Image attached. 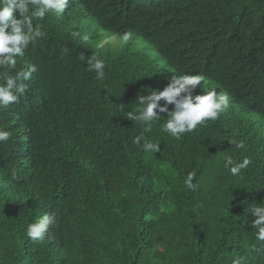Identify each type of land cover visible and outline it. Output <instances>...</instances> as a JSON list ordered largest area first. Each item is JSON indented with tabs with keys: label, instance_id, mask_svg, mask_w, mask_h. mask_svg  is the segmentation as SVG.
<instances>
[{
	"label": "trees",
	"instance_id": "1",
	"mask_svg": "<svg viewBox=\"0 0 264 264\" xmlns=\"http://www.w3.org/2000/svg\"><path fill=\"white\" fill-rule=\"evenodd\" d=\"M40 23L46 35L17 60L37 66L30 90L0 111L12 133L0 143V264H264L249 213L264 204V0H70ZM81 53L105 60L103 80ZM173 73L202 74L231 98L180 140L162 130L166 114L151 132L128 118ZM141 133L160 151L134 145ZM225 156L253 163L232 176ZM51 213L55 226L29 239L27 225Z\"/></svg>",
	"mask_w": 264,
	"mask_h": 264
},
{
	"label": "clouds",
	"instance_id": "2",
	"mask_svg": "<svg viewBox=\"0 0 264 264\" xmlns=\"http://www.w3.org/2000/svg\"><path fill=\"white\" fill-rule=\"evenodd\" d=\"M70 0H0V111L18 104L21 98L29 92V84L32 73L37 71L34 63L26 67L17 68L18 58H22L30 45H34L46 33L42 30L45 16L55 13L60 16L69 6ZM79 36L83 43L90 39L88 35L81 36L79 32H73ZM133 39V33L127 31L120 36L121 45H127ZM112 38L105 36L97 47L105 48L111 43ZM141 43L138 50H143ZM67 50V49H66ZM81 62L86 63L88 71L95 73L97 80L105 77V60L99 54L90 58L83 53L79 54ZM206 77L202 74L173 73L163 90H152L148 95L136 96L139 110L137 113H128L130 120L143 122V132H151L153 124L160 122L161 114H166L168 119L163 123L162 130L172 138L180 140L184 134L192 133L198 126H203L208 121H216L230 107L231 98L227 92H218L216 88L205 90L203 83ZM203 88V94H193L196 88ZM161 101L163 103H161ZM171 105V110L169 109ZM124 104L120 105L123 111ZM12 139L10 131L0 128V143ZM143 141V143H142ZM134 145L140 146L145 152H159L160 144L147 140L143 133L132 139ZM236 148H244L243 141L233 139L231 141ZM253 163L252 158L245 156L236 160L231 156H225L224 167L232 176H239L242 171ZM13 178L16 173L12 172ZM196 171L187 173L184 185L192 190L195 188L193 181ZM249 213L254 218L251 226L256 230L255 239L264 242V204H254L249 208ZM55 213L45 214L29 223L25 229L26 235L33 241L44 239L49 227L55 226ZM252 251H256L255 246ZM231 264H246L245 257L238 256Z\"/></svg>",
	"mask_w": 264,
	"mask_h": 264
}]
</instances>
